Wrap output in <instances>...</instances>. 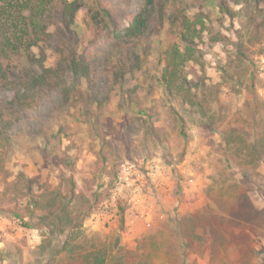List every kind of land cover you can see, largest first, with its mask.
<instances>
[{"label":"trees","instance_id":"obj_1","mask_svg":"<svg viewBox=\"0 0 264 264\" xmlns=\"http://www.w3.org/2000/svg\"><path fill=\"white\" fill-rule=\"evenodd\" d=\"M188 1L144 0L136 13L120 23L110 2L95 0L94 7L86 8L90 21L85 29L94 35L95 41L106 40L101 70L84 51L78 32L77 14L84 8L80 0H0V174L5 172L19 139L39 140L35 148L46 168L59 172L58 185L39 195L34 191V181L19 173L11 182L12 200L25 202V213L16 207L0 208V216L18 220L25 229L32 228L36 212L40 213L36 218L43 221L46 235L37 247L41 258L37 264H152L148 252L119 246V237L109 245L87 238L83 222L93 209L74 207L79 195L77 186L64 173L74 160L68 148L61 150V126L49 124L53 114L69 109L73 110L69 117L75 122L96 127L98 114L118 93L124 97L121 111L129 104L138 118H153L154 112L143 105L150 97L146 95L143 103L135 102L134 89L125 90L124 83L142 71L153 54L149 39L160 37L166 28L177 39L161 52L163 67L158 82L166 100L197 116L207 129L215 128L214 116L219 120L224 110L227 116H233L238 125H226L216 131L225 146L230 148L238 142L240 147L248 148V160L243 163L227 154H223V160L227 167L241 172L242 181L256 184V173L249 164L264 160V104L257 90L261 69L254 62L256 48L258 54L264 53V0H214L216 18L203 9L190 14ZM225 20L228 24L224 33L221 28ZM205 40L211 46L221 45L225 53V60L215 67L220 83L208 82V62L200 46ZM50 56L55 57L54 62L47 65ZM222 94L232 96L230 108L221 102ZM154 126L151 123L149 132L156 131ZM178 130L186 142L183 121H179ZM97 140L102 172L109 163L108 156L102 155L104 149L115 150L117 145L100 133ZM124 145L127 152L129 142ZM240 147L237 153H241ZM115 166L113 162L114 180L119 172ZM104 191L90 190L94 202ZM116 208L122 230L125 207L118 202ZM175 225L168 238L170 244H175L174 238L182 237L178 255L183 264L186 250L193 244L184 240L188 236L185 222ZM162 239L165 242V236ZM25 263L20 248H0V264Z\"/></svg>","mask_w":264,"mask_h":264},{"label":"rangeland","instance_id":"obj_2","mask_svg":"<svg viewBox=\"0 0 264 264\" xmlns=\"http://www.w3.org/2000/svg\"><path fill=\"white\" fill-rule=\"evenodd\" d=\"M80 1L84 8L77 14V25L83 39L82 45L92 63L102 70L106 40L95 41L94 35L85 29L90 21L86 8L94 7L95 0ZM101 1L110 2L115 7L120 23L136 13L144 2ZM213 4L214 0H189L186 6L190 14L203 9L212 12L216 18L218 14ZM168 8L172 6L168 4ZM156 22L155 18L154 25ZM227 24L225 20L222 32ZM176 41L167 28L160 37L149 39L152 56L142 71L124 83L125 90L134 89L135 102L143 103L146 95L150 97L143 105L154 112L153 118H138L128 107L129 104L121 111L124 104L121 93L115 94L98 114L97 128L75 122L72 116L69 117L73 112L69 109L51 117L49 125L57 123L62 128L61 150L68 148L74 160L70 170H64L77 186L79 195L74 207L93 209L84 218V233L88 239L96 238L108 245L119 237V246L148 252V260L152 264H182L178 255L182 237H175V244H170L168 236H171L170 230L173 234L176 222L184 221L188 235L184 240L193 245L186 250L183 264H264V160L249 164L256 173L253 177L256 184L242 181L240 171L226 166L223 154L234 156L236 161L244 163L249 155L248 148L240 147L238 142L232 143L230 148L225 146L216 131L226 125H238L233 116H227L224 110V116L219 120L218 116H214L215 128L207 129L201 126L197 116L187 114L180 110L179 104L172 105L166 100L158 82L163 67L161 52L167 44ZM200 46L208 62L205 73L209 84L220 83L215 67L225 60L222 46H211L206 40ZM54 58L50 56L47 65H52ZM254 62L261 69L257 90L264 104V53L258 54V48L254 53ZM221 96L224 107L230 108L232 96ZM179 121H183L186 142L179 134ZM151 123L155 125V132H149ZM99 133L117 145L115 150L110 147L104 149L102 155L108 156L109 163L105 164L107 169L102 172L97 140ZM126 141L129 142L127 152ZM38 142L19 139L15 143L5 172L0 174V208L16 207L23 212L26 203L14 202L11 188V182L21 172L34 181V191L38 195L58 185L59 172L46 168L40 152L35 148ZM239 147L241 153L236 152ZM113 162H116L115 167L119 170L116 180ZM97 185L103 187L99 189ZM91 189L106 191L94 202ZM118 202L125 207L122 230L116 208ZM39 214L36 212V217ZM36 217L32 220V228L25 229L19 226L18 220L0 216V248H20L26 259L25 264H37L41 259L38 258L37 247L45 238L46 231L43 221ZM25 219H28L27 216ZM164 236L165 242L162 239Z\"/></svg>","mask_w":264,"mask_h":264}]
</instances>
